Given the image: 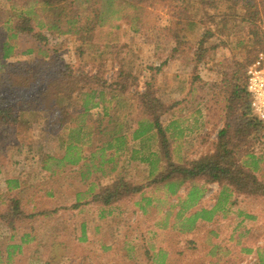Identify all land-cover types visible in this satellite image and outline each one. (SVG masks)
<instances>
[{
  "label": "rangeland",
  "instance_id": "374dc122",
  "mask_svg": "<svg viewBox=\"0 0 264 264\" xmlns=\"http://www.w3.org/2000/svg\"><path fill=\"white\" fill-rule=\"evenodd\" d=\"M161 1L156 6L143 7L139 32L129 27V21L121 20L117 22L122 27L120 30L97 27L92 34H86L85 39L70 34L49 36L50 43L42 46L32 36L11 42L18 44L19 51L40 48L42 52L39 56L25 57L29 75L11 76L10 81L23 83L40 71L39 77H43L41 83L31 87L10 89L5 84L2 86L8 77L9 62L0 69V106L13 105L18 109V121L13 123L11 117L0 116V166L4 175L0 176V214L6 211L8 198H22V209L28 216L17 232L20 233L16 241L23 232H32V238L21 248L23 252L16 256L18 264H160L162 253H170L169 264H208L212 257L207 238L217 233L223 247L230 249L223 264H260L255 250L260 245L264 247V129L260 133L251 132L249 136L235 133L241 110L236 101H231L230 91L232 85L244 83L248 66L264 52V0H257L256 8L251 9L253 20H242L245 18L242 0H216L211 5L207 0ZM95 7H99V3ZM72 9H77L75 4ZM135 13L131 11L132 16ZM214 13L220 14V25L218 29L214 25L210 32L206 22ZM225 15L236 20L237 35L229 37V28L223 30L227 22L223 19ZM90 16L95 21L94 16ZM190 21L199 22L203 30L209 32L204 48L198 44L200 34L195 31H188L182 38L185 35L182 25ZM243 22L249 24L243 26ZM8 34L0 24V49ZM1 54L0 50V58ZM66 68L74 75L62 78L64 83H72V98H76L80 90L86 92L95 87V83L97 85L96 79L90 80L93 74L102 75L115 84L119 71L126 70L137 78L129 82L133 91L142 86V93L150 86L154 99L159 97L177 117L180 111L183 117H189L188 135L181 146L182 155L189 159L218 156V134L229 126L232 142L228 149L233 155L227 159L228 164L251 173L239 178L247 187H258L262 194L255 199L249 193L235 192L226 213L216 214L210 224L200 218L189 235V230L181 227L175 218L180 207L178 204L171 206L176 203L173 200L161 206L166 212L172 210L166 232L158 228L165 210L158 215L160 208L156 201L150 205L142 202V206L137 205L139 199L111 206L90 202L93 195L118 176L126 182L150 186L148 167L139 162L141 156L138 154L118 152L120 155L101 170L106 174L115 168L113 175L106 179L96 175L91 163L86 167L68 165L60 175L51 176L49 172L46 175L36 157L41 160L44 159L41 153L50 157L63 153L58 139L67 99L59 91L53 73ZM113 105L115 107V103ZM76 108L69 109V113ZM96 110L92 111V120L102 115L101 110ZM197 110L202 115L199 121L192 116ZM128 112L130 110L125 111ZM170 116L168 113L163 118L164 125L169 123ZM135 119L131 120L134 128ZM128 142L124 150L137 149L138 144L131 137ZM85 145L89 155L90 149ZM149 148L154 153L158 151L154 144ZM247 153L254 154L259 161L255 173L251 171L252 161ZM176 162L172 158L170 165ZM167 168L169 172L175 166L167 165ZM90 170L89 176L83 177ZM236 177L233 174L234 181ZM249 177H255L257 185ZM12 178L20 180L22 196L18 195V190L5 188V181ZM201 181L205 184V179ZM205 187L202 199L188 208L183 217L189 218L203 208L211 210L216 205L221 186L209 183ZM152 189L147 188L145 195L156 199L157 194ZM229 189L232 191L231 187ZM186 195L187 191H181L182 198ZM252 228L255 237H240L246 229L251 231ZM9 237V230L0 224L1 246L11 244ZM242 248L253 252H243Z\"/></svg>",
  "mask_w": 264,
  "mask_h": 264
},
{
  "label": "trees",
  "instance_id": "16d2710c",
  "mask_svg": "<svg viewBox=\"0 0 264 264\" xmlns=\"http://www.w3.org/2000/svg\"><path fill=\"white\" fill-rule=\"evenodd\" d=\"M76 1L83 6L80 7ZM91 1L93 3L90 0H0V24L10 33L0 49L2 53L0 69L4 68L5 62H9L7 67L8 77L6 82L2 83V86L5 84L6 88L21 89L43 81V77H39L41 71L39 72L40 74L37 73L30 78L25 79L24 77L23 83H12L10 81L11 76H19V74L29 75L28 70L26 72V66L29 63L24 61L25 57L39 56L42 52L40 48L19 51L18 44H12V41L16 42L21 37L32 36L35 42L42 46L45 43H50L49 36L64 37L74 34L85 39V35L92 34L97 27L120 30L122 27L117 22L121 20L129 21V27L135 32H139L143 7L156 6L162 2L161 0ZM207 1L209 5L216 3V0ZM242 1L244 9L242 14H245V18L242 20H253L254 16L250 11L256 8L257 0ZM97 3H99V7H95ZM74 4L77 9H72ZM67 10L70 12H67ZM131 11L136 13L132 16ZM200 12L201 10L199 9L198 14ZM90 15L94 16L93 19L95 21L91 20ZM219 16L220 14L214 13L211 20L206 22L210 32H212L214 25L217 29L219 28ZM223 17H225L223 19H227V22L222 26L223 30L229 28V37L237 35L238 31L235 29L239 25L236 24V20L228 18L227 15ZM243 23V26L249 24L247 22ZM182 28L185 33L182 38L186 36L188 31H195V33L200 34L198 39L200 47L202 48L206 44L209 32L203 30L199 22L190 21L186 26L182 25ZM182 38L180 37V39ZM53 74L55 75L54 81L58 84L59 91L67 99V104L64 106L66 113L60 119L61 127L58 139L59 146L64 150V154L50 157L41 153V157H47V160L42 159V169L48 171L51 176H57L64 171L68 164H81V167H86L91 163L92 169L97 171V169L101 170L105 164L113 162L115 156L120 155L118 154L120 151L140 155L141 162L147 163L151 168L150 178L152 181L150 186L146 187L141 184L136 185L126 182L124 178L118 176L103 186L100 193L93 195V199L90 202L111 206L139 199L137 205L142 206V202L150 205L152 201H156L158 203L157 206L160 208L158 215H161L165 210L161 206H165L168 201L173 200L176 203L171 206L178 204L180 207V211L176 213L175 218L181 227L189 230L190 235L191 231H193L192 227L200 218L203 222L210 224L212 222L211 218L216 214L220 212L226 213L227 204L232 202L231 198L233 195L236 196V193L246 192L250 196H255V199L262 194L258 187H247L248 185L243 183V179L239 178L240 176L251 175V173H245L241 169L236 168L234 164H228L227 159H230L233 155V152L228 149L232 142L229 138L231 129L229 126L218 134V156L189 159L181 153L183 138L188 135L186 123L189 117H183L182 111L179 112V117H177L176 113L171 112V107L167 109L166 105L161 103L159 97L154 99L151 95L150 86L147 89L145 88L142 93L140 92L142 86L133 91L129 82L131 78H137L132 77L131 72L126 70L119 71V77L115 84L105 79L102 75L93 74L90 76V80L95 81L96 79L97 85L95 83V87L86 92H81L80 90L76 98H72L74 92H71L72 83H64L62 79L63 77L64 79L71 78V76L74 77V75L69 73L68 68L63 72L56 71ZM230 92L231 101H236L241 110V113H239L240 121L235 133L239 132L238 136H249L251 132L260 133L264 129V124L258 120L251 108V96L246 87V74L244 83L242 85H232ZM155 102L157 103L156 105ZM114 103L115 107H113ZM71 108L76 109L69 113ZM96 109L101 110L102 115L94 121L92 120V111ZM128 110L130 112L125 113ZM17 111L18 109L13 107V105L0 106V116L11 117L12 123L18 121ZM168 113L171 114L170 120L167 125H164L163 118ZM15 114L16 117L13 116ZM196 114L198 116H195ZM192 116L195 121H199L198 118L202 117L198 110L192 113ZM134 117H136L135 128L131 125V120ZM130 137L132 141L137 142V149L124 150L129 144L128 140ZM86 139L88 140L86 141ZM89 143L92 144L89 145ZM85 144H88L90 149L89 155H85ZM151 144L157 147L158 151L156 153L150 151L149 147ZM247 154L248 159L252 161L251 171L255 173L258 169L259 161L254 154ZM172 158L177 160V162L176 164L173 163L175 168L168 172L167 165L174 167L170 165ZM96 160H99V162L96 164L92 163V161L95 162ZM116 160L118 159L116 158ZM90 172L91 170L87 172L88 175H83V177L89 176ZM233 174L237 175L235 181L233 180ZM249 178L252 179L253 184H256L255 177ZM202 179H205V184L218 183L221 186L218 201L211 210L203 208L189 218L183 217L189 211H187L188 208L197 204V200L202 199L206 188L205 184H201ZM7 183L8 189H16L19 186V179H9ZM149 187L153 188L152 191L157 194L156 199L145 195ZM229 187L232 188V191ZM181 191H187V195L184 198L180 196ZM8 199L6 211L0 214V224L9 230V241H11V244L3 246L0 244V264H18L16 256L23 252L21 248L27 243L29 238H32V232H23V235L16 241L20 233L17 232L28 215L22 209V199L16 197ZM171 211L166 212L165 210V214L161 218L162 221L160 220L158 228L163 232H166L169 228L167 220H169ZM144 212L147 213L146 211ZM196 226H199V224ZM210 232L213 233V231ZM246 235L255 237V229L252 228L251 231L246 229L245 233L241 234L240 237L242 238ZM212 237L207 238L211 247L209 255L212 257V261L208 262V264H223L224 257L230 254V249L226 246L223 247L218 240L220 238L218 233ZM215 238L216 240L213 241L212 239ZM81 240H84V236ZM239 244L240 240L237 242V245ZM241 251L253 252L251 249L245 250L243 248ZM256 251L260 264H264V247L260 245ZM162 254L160 255L162 256L160 264H169L170 253ZM4 255L5 258H3ZM69 262L71 263L72 260Z\"/></svg>",
  "mask_w": 264,
  "mask_h": 264
},
{
  "label": "built area",
  "instance_id": "2783aa9c",
  "mask_svg": "<svg viewBox=\"0 0 264 264\" xmlns=\"http://www.w3.org/2000/svg\"><path fill=\"white\" fill-rule=\"evenodd\" d=\"M246 87L251 96V108L264 124V52L246 70Z\"/></svg>",
  "mask_w": 264,
  "mask_h": 264
},
{
  "label": "crops",
  "instance_id": "0c3cea01",
  "mask_svg": "<svg viewBox=\"0 0 264 264\" xmlns=\"http://www.w3.org/2000/svg\"><path fill=\"white\" fill-rule=\"evenodd\" d=\"M91 118V117H90ZM93 118H94V116H93ZM94 120V119H93ZM95 121V120H94ZM60 147V146H59ZM63 150V149H62ZM87 151L85 152V155H87ZM64 154V150H63V153H62V155ZM61 156V155H60ZM37 159H38V162H39V164L41 163V170L47 175V173H48V171H46V170H44V169H42V167H43V162H42V159L40 160L39 159V157L37 156L36 157ZM43 158H44V160H47V157L46 156H43ZM139 162L140 163H143V162H141V160L139 159ZM143 164H146L147 165V167H148V173H149V177H150V170H151V168H150V166L147 164V163H143ZM68 165H71V166H78V165H72V164H68ZM68 165L64 168V169H66L67 167H68ZM80 166H81V164H79ZM79 166V167H80ZM101 170H103V168L101 169ZM101 170H98L97 169V172H96V175L97 176H99L100 178H102V179H106V177L107 178H110L112 175H113V173L115 172V168H112V169H110V171L109 172H107L106 174H102L101 173ZM98 171L100 172V174L98 175ZM0 176H4L3 175V169L1 168V172H0ZM118 176V175H117ZM13 179V178H12ZM7 181L8 180H6L5 181V188L8 190V191H15V190H18V195L19 196H22L23 195V193H22V184H21V182H20V180H19V186L15 189H8V183H7ZM20 199H22V198H20ZM23 200V199H22Z\"/></svg>",
  "mask_w": 264,
  "mask_h": 264
}]
</instances>
